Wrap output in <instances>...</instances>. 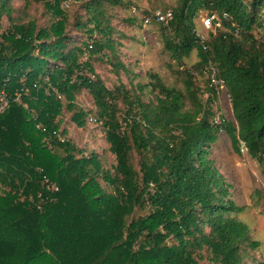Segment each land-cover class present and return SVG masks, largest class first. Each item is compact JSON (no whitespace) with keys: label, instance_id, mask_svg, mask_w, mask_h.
<instances>
[{"label":"trees","instance_id":"1","mask_svg":"<svg viewBox=\"0 0 264 264\" xmlns=\"http://www.w3.org/2000/svg\"><path fill=\"white\" fill-rule=\"evenodd\" d=\"M14 2L0 0V105L9 102L0 114V264H256L260 243L237 219L244 208L211 149L224 131L236 154L243 147L264 163V43L255 35L264 34V0H180L167 25L152 18L172 59L198 53L184 90L152 72L146 85L111 90L96 72L100 62L128 72L111 20L130 1ZM29 3L44 8V22L26 15ZM202 12L220 20L216 29L203 25L204 43L195 29ZM210 64L235 122L216 119ZM195 70L207 78L205 102ZM83 91L96 107L90 119L77 103ZM67 113L78 128L102 124L111 168L67 139Z\"/></svg>","mask_w":264,"mask_h":264},{"label":"rangeland","instance_id":"2","mask_svg":"<svg viewBox=\"0 0 264 264\" xmlns=\"http://www.w3.org/2000/svg\"><path fill=\"white\" fill-rule=\"evenodd\" d=\"M128 1H130L128 7L119 6L112 10L111 20V24L117 31L115 39L119 42V58L125 64L128 72L124 70L115 72L105 62L94 64L96 72L111 90L122 86L124 89H131L133 85L138 83L146 85L149 83L148 75L151 72L157 73L167 86L184 90V72L194 69L199 62L197 51H194L189 58L184 60L183 64H180L172 59L164 48V31L161 25L155 22L145 25L143 22L144 16L149 13L152 14L156 10H173L180 0H124L125 3ZM24 4L25 0H15L14 2V6L17 8H23ZM133 6L137 7L139 18L131 24L129 21L133 19L131 10ZM75 9L76 7L73 8L72 12ZM44 13V8L41 5L35 3L27 5L26 15L37 17L41 23L45 20ZM207 14L202 12L195 20V29L205 40L209 38V32L203 27V21ZM214 28L216 29L217 26ZM73 34L76 35V33ZM255 35L258 41L264 43L262 31H255ZM194 76L197 86L203 91L202 99L205 102L208 98L206 92L207 78L196 70ZM122 97L120 96L118 101L121 119L128 107ZM152 97V94L146 93L144 99L147 101ZM77 103L79 107L91 111L89 119L95 117L96 107L86 91L77 96ZM213 109L218 121L235 122L231 101L227 93L217 94L216 101L213 102ZM70 117L69 113L63 116L61 127L62 130L67 131V139L85 151L86 155L91 152L98 153L104 168H111L116 160L105 142L102 124L87 119L86 126L78 128L71 122ZM211 158L214 160L215 167L223 180L229 185L231 199L238 206L244 208L240 214L236 215L237 219L249 226L251 237L260 243V247L253 250L251 256L255 259L256 264H264V163L252 159L243 147L241 155L236 154L230 138L224 131L220 133L219 140L212 145ZM135 159L136 165L138 158ZM136 167L138 169L137 165ZM102 184L104 185V183Z\"/></svg>","mask_w":264,"mask_h":264},{"label":"built area","instance_id":"3","mask_svg":"<svg viewBox=\"0 0 264 264\" xmlns=\"http://www.w3.org/2000/svg\"><path fill=\"white\" fill-rule=\"evenodd\" d=\"M133 14L138 15V11L133 8L132 9ZM205 19L203 21V25L205 26V29H211L213 27V23L214 21L216 22V26H220V20L218 19V17L216 15H205ZM152 18H154L157 22L159 23H163L165 25H167L172 19H173V12L169 9V10H156L154 11L151 16H146L144 19V23L145 25H148L151 23ZM224 18H226V15H224ZM198 37L201 43H204L206 40L205 38L198 34ZM205 72L208 75V78L210 80V84L212 87H214L218 93H226L225 91V81L221 78L218 77L217 75V71L216 68L214 67V65L210 64L209 66L206 67ZM9 102L8 99H5L4 97H1V105H0V114L3 113L5 111V109L8 107ZM53 190H58V188L54 185L51 187Z\"/></svg>","mask_w":264,"mask_h":264}]
</instances>
